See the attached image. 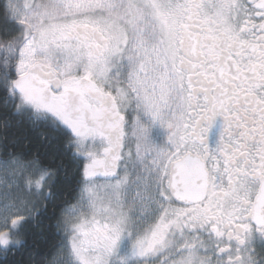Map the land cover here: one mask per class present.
Returning <instances> with one entry per match:
<instances>
[{
    "label": "snow or ice",
    "instance_id": "obj_1",
    "mask_svg": "<svg viewBox=\"0 0 264 264\" xmlns=\"http://www.w3.org/2000/svg\"><path fill=\"white\" fill-rule=\"evenodd\" d=\"M0 264H264V0H0Z\"/></svg>",
    "mask_w": 264,
    "mask_h": 264
},
{
    "label": "trees",
    "instance_id": "obj_2",
    "mask_svg": "<svg viewBox=\"0 0 264 264\" xmlns=\"http://www.w3.org/2000/svg\"><path fill=\"white\" fill-rule=\"evenodd\" d=\"M9 131L16 133L17 137L26 135L30 139H33V140L38 139V131L39 130L29 129L26 126H23V125L18 126L15 121H12V127H11V129ZM23 143H24V141H21V144H23ZM48 223H49V221L47 219H43L41 221V226H46ZM38 230L39 229L37 228V229H33L32 231L36 232ZM31 242H32V238L30 237L29 238V243H31ZM19 258H20L19 256L16 257V259H19Z\"/></svg>",
    "mask_w": 264,
    "mask_h": 264
}]
</instances>
